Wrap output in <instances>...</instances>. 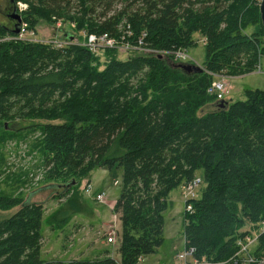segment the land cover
<instances>
[{"label":"trees","instance_id":"obj_1","mask_svg":"<svg viewBox=\"0 0 264 264\" xmlns=\"http://www.w3.org/2000/svg\"><path fill=\"white\" fill-rule=\"evenodd\" d=\"M9 1L27 5L21 19L30 32L39 19L55 25L66 18L79 32L114 38L124 25L125 41L142 43L129 51L134 56L112 58L101 69L100 55L73 41L56 47L22 40L0 25V123L16 131L8 127L31 122L28 130L41 131L50 155L45 180L66 189L56 199L94 168L123 170L114 207L122 227L119 259L107 251L102 259L69 264H138L154 253L164 242L170 193L198 172L193 212L185 213L186 248H194L197 259L228 260L238 240L250 235L240 232L248 224L264 249V91H247L244 101L199 114L219 104L207 94L215 75L241 77L259 66L264 29L252 0H76V8L73 0ZM258 23L262 40L243 33ZM196 35L206 39V69L187 73L171 55ZM15 208L0 220V264H44V206L0 196L1 211ZM69 213L61 209L53 219Z\"/></svg>","mask_w":264,"mask_h":264},{"label":"rangeland","instance_id":"obj_2","mask_svg":"<svg viewBox=\"0 0 264 264\" xmlns=\"http://www.w3.org/2000/svg\"><path fill=\"white\" fill-rule=\"evenodd\" d=\"M20 4L26 5L22 2L14 5L17 10L23 9L20 8ZM251 5L252 8L260 9L259 0H252ZM72 7H77L76 0H73ZM13 13L11 2L0 0L1 26L15 29L13 25L15 21L7 18V14ZM74 13L67 17L71 18ZM19 14L22 15L21 12ZM38 21L35 36H27L34 42H65L64 35L68 32L75 37L72 43L83 45L86 44L85 40L90 35L87 29H84L86 31H77L76 25L66 21V18L58 21L55 25H49L41 19ZM124 29V25H121L119 30H123L122 33L126 34ZM243 33L250 37L258 36L261 40L263 39L259 23L245 26ZM122 36L115 37V39L120 40L124 38ZM193 42L191 46L181 49L182 57L178 55L179 52L173 53L171 59L174 62L168 60V63L172 61L173 64L194 65L206 69L204 65L206 39L196 35ZM142 52L146 53L147 51L143 48ZM95 54L100 55L99 61L101 69H103V65L112 58L125 61L136 53H129L127 49L114 50V47H108L100 48ZM215 77L218 78L214 79L215 81L225 85L227 104L244 101L247 91H264V54L261 56L257 69L248 75L241 77L215 75ZM218 105L217 102H212L206 105L199 114L215 111L218 109ZM55 123L62 122L56 121ZM30 125L31 122L20 123L15 128L8 127L16 131H7L4 129V124L0 123V196L20 197L24 201L44 206L43 245L40 260L44 264L58 262L69 264L75 260L89 261L94 258V252L102 250L110 251L114 258L119 259L117 247L122 227L118 214L114 212V207L122 193V167H97L86 177L75 178L76 185L69 188L70 192L68 191L67 197L59 201L56 196L66 192V189L62 186L51 187L50 185L56 184V182L45 180L47 173L51 171L46 166L47 157L50 155L45 149L41 131L28 130ZM201 177L202 173L198 172L197 178L201 179ZM180 188L171 193L168 207L163 212V244L154 253L144 256L138 264H179L177 255L185 251L183 232L187 223L185 221L186 203L182 196L183 189ZM98 194H103L104 200L98 201L96 199ZM72 203L77 207L72 208ZM61 209L69 210V217L66 220L62 217L53 219V216ZM238 210L239 216L242 217V205ZM17 211L18 208L9 211L0 210V220ZM240 232L250 233L248 236L255 234L257 236L255 227L248 224L241 228ZM110 234L115 237L112 244L107 242ZM243 242V238H240L237 245L239 246ZM257 244L254 243L251 246V248L257 249L253 255L264 256V249H261Z\"/></svg>","mask_w":264,"mask_h":264},{"label":"built area","instance_id":"obj_3","mask_svg":"<svg viewBox=\"0 0 264 264\" xmlns=\"http://www.w3.org/2000/svg\"><path fill=\"white\" fill-rule=\"evenodd\" d=\"M260 2L262 0H259ZM20 8L23 9H18L20 12H23L24 10L27 9V5H22L20 4ZM28 35H33L35 36L34 32L28 31L27 25L25 23L20 24V33L18 34V37L22 40H29L27 36ZM86 44H83L82 46L86 47L91 51L92 53H95L97 50L105 49L108 47H114V49H127V51H134V50H141L142 48V43L141 41L139 42L140 48L138 47H133L130 46L124 38L117 40L114 37L109 36L108 34H102V35H94L90 34L88 39L85 40ZM56 47H62L63 45H66L67 42L61 41L60 43H54ZM105 47V48H104ZM145 49V48H144ZM146 50V49H145ZM147 51V50H146ZM147 53H149L147 51ZM178 53V52H177ZM178 55L182 57V52L179 51ZM218 79L215 77V80ZM213 81L211 85L207 89V94L211 97H215L218 103L222 102L225 100L226 96V88L224 83L219 82V81ZM202 181L199 178H196L194 181L188 183L186 186L183 187V192L182 196L183 199L186 203V213L187 214H192L193 212V206L190 201H193L195 198H197L198 195V189L200 188ZM96 199L98 201L104 200V195L103 194H98ZM243 243L239 244V249L236 252V254L231 257L228 260L221 261V262H214L210 261L207 259H197L194 256V248H186L185 246V251L179 255H177V259L179 261V264H264V256L261 254L258 255H253L255 251H257L256 248H251V246L255 243H258V237L253 235V236H247L245 237ZM115 237L113 234H110L107 242L109 244L114 243ZM258 245V244H257ZM141 259L139 260V262ZM138 262V263H139Z\"/></svg>","mask_w":264,"mask_h":264},{"label":"water","instance_id":"obj_4","mask_svg":"<svg viewBox=\"0 0 264 264\" xmlns=\"http://www.w3.org/2000/svg\"><path fill=\"white\" fill-rule=\"evenodd\" d=\"M260 15H261V22H262V26H263V29H264V0H262L261 1V4H260ZM16 10L14 11V14H16ZM16 19H17V22H18V24L16 25V27H15V31H14V34H16V35H18L19 33H20V24H21V22H22V19H21V17L20 16H16ZM65 39L67 40V41H73L74 40V35H71L70 33H68V32H66L65 33ZM179 67L182 69V70H184L185 72H187V73H191L192 71H196V72H201L202 71V69L200 68V67H197V66H194V65H186V64H180L179 65ZM218 107L220 108V109H224V108H226L227 107V103H226V101H222V102H220L219 103V105H218ZM71 185H74V182L71 184ZM71 185H68L69 187L71 186Z\"/></svg>","mask_w":264,"mask_h":264},{"label":"crops","instance_id":"obj_5","mask_svg":"<svg viewBox=\"0 0 264 264\" xmlns=\"http://www.w3.org/2000/svg\"><path fill=\"white\" fill-rule=\"evenodd\" d=\"M202 178V177H201ZM181 188V190L183 189V186H180ZM178 189V188H177ZM176 190V189H175ZM174 190V191H175ZM174 191H172V192H174ZM171 192V193H172ZM171 193H170V195H171ZM170 195H169V197H170ZM185 241V240H184ZM108 250H102V251H99V252H94L93 254H94V258L92 259V260H94V259H99V258H104L105 257V255H107V254H105L106 252H107ZM75 261H81V260H75ZM90 261V260H89Z\"/></svg>","mask_w":264,"mask_h":264},{"label":"flooded vegetation","instance_id":"obj_6","mask_svg":"<svg viewBox=\"0 0 264 264\" xmlns=\"http://www.w3.org/2000/svg\"><path fill=\"white\" fill-rule=\"evenodd\" d=\"M11 4H13V3H11ZM15 10L17 11L16 14H14V13H13V14H9V15L7 14V16H8L7 18H8V19H10V20H12V21H15V22H14L15 24H13V25H14V28H15L16 25L18 24V23H17L16 16L18 15V16L21 17V15L19 14L18 10H17L16 7L13 5V11H15Z\"/></svg>","mask_w":264,"mask_h":264},{"label":"bare ground","instance_id":"obj_7","mask_svg":"<svg viewBox=\"0 0 264 264\" xmlns=\"http://www.w3.org/2000/svg\"><path fill=\"white\" fill-rule=\"evenodd\" d=\"M22 13V12H21Z\"/></svg>","mask_w":264,"mask_h":264}]
</instances>
